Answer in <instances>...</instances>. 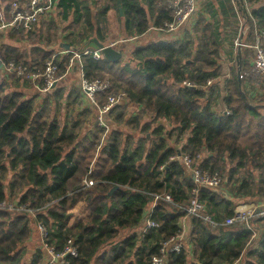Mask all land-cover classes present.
<instances>
[{
    "label": "trees",
    "instance_id": "16d2710c",
    "mask_svg": "<svg viewBox=\"0 0 264 264\" xmlns=\"http://www.w3.org/2000/svg\"><path fill=\"white\" fill-rule=\"evenodd\" d=\"M16 1L29 0H1L7 17ZM55 1L57 20L52 16L24 34L0 32L1 62L42 72L54 61L60 77L55 88L29 98L20 91L21 80L0 82V200L34 211L32 216L0 210V264H23L31 227L39 222L46 236L39 235L41 249L29 264L43 263L45 245L58 254L75 247L77 255L65 258L68 264H152L163 245L183 232L186 212L180 206L190 204L194 184L182 156L223 176V186L199 189V201L218 226L192 218L188 240L166 264H264V219L253 220L252 230L223 225L237 205L264 199V100L248 90L247 52L241 87L237 63L229 78L222 64L225 44L238 48L224 32L226 23L243 18L252 45L256 30H264V0H245L244 7L233 0H203L208 17L201 14L178 40L141 46L117 63L83 56L86 79L111 83L108 92L95 95L100 108L111 94L139 108L129 117L128 105L114 106L106 115L105 137L95 105L81 108V88L67 91L71 56H55L56 46L65 33L78 43L104 41L111 8L131 38L162 28L172 14L164 0H120L123 16L117 0L95 9L87 0ZM63 105L70 109L64 118ZM85 179L94 185L86 187ZM164 194L172 204L154 203ZM80 204L89 216L71 226V211ZM151 208L158 227L143 233ZM257 231L258 245L249 250Z\"/></svg>",
    "mask_w": 264,
    "mask_h": 264
},
{
    "label": "built area",
    "instance_id": "2783aa9c",
    "mask_svg": "<svg viewBox=\"0 0 264 264\" xmlns=\"http://www.w3.org/2000/svg\"><path fill=\"white\" fill-rule=\"evenodd\" d=\"M245 1V0H244ZM165 6L172 14V20L164 23L162 28H155L162 32L163 34H177L181 33L180 36L184 35L185 27L192 26L196 20L201 16L202 9L199 4V0H166L164 1ZM54 0H29L27 2H13L10 5L8 12V17L5 14V10L1 6L0 0V31H18L22 34L26 32L33 31L35 27L42 21L48 19L53 10L55 9ZM241 37L239 36L235 40V45L238 47L241 44ZM114 46V45H110ZM243 48L248 47L254 53L253 66L245 73L246 77L255 84L264 85V30H256L255 42L252 45H248L242 42ZM71 53V52H70ZM93 55L96 60L103 58L99 52L86 49L81 50V52H76L69 60L68 71H71L79 64L80 70V88L86 94L89 101L95 105L98 109L99 115L97 121L100 126L105 128V134L110 130V123L106 119V115L111 111L114 106L123 103L125 100L121 94H111L107 98L105 106L100 108L96 102L97 94H105L111 89V83L109 80H95L90 81L85 78L82 71V57ZM1 68H4L7 75H17L27 81H40L43 84V92L50 91L55 84L60 81L58 76L59 66L54 61H49L45 65V69L42 72L36 69H29L25 66H18L14 62L9 64H0ZM190 86V84H188ZM227 115L230 114L228 110L225 111ZM185 167L187 168L189 175L192 178L194 188L192 190V199L190 204L185 206H180L186 212V217L188 219L201 218L204 222L210 224L212 227H217L218 224L215 223L212 217L206 213L205 205L199 201V189L203 187L217 189L223 185V176L219 173H210L203 170L199 164L196 163L190 156H182ZM84 183L86 187H91L94 185L93 180L85 179ZM159 199H163L169 203H173V199L169 194H164L162 196H156V203ZM0 210H9L15 214V212H27L30 211L24 205H19L17 203H11L8 200H0ZM32 216L34 211L31 212ZM153 210L151 208L148 219L143 228V233H146L150 228H157L158 225L151 220ZM184 218V219H185ZM256 219H264V205L255 207L248 203H244L237 206L234 214L227 218L223 225L230 226L233 224H241L247 227V229L252 230V222ZM37 229L39 230L42 237L46 236V227L39 222L37 224ZM186 236V240L184 237ZM189 235H184L181 233L179 236L171 238L166 242L161 249V256L154 258L152 264H166L168 260V255L174 252H180L185 245V241L188 240ZM255 237V235H254ZM44 249V264H68L65 260L67 255L76 256V248L72 245L67 247L65 252L58 254L47 245L43 246Z\"/></svg>",
    "mask_w": 264,
    "mask_h": 264
},
{
    "label": "crops",
    "instance_id": "0c3cea01",
    "mask_svg": "<svg viewBox=\"0 0 264 264\" xmlns=\"http://www.w3.org/2000/svg\"><path fill=\"white\" fill-rule=\"evenodd\" d=\"M87 1H89L91 4H93L92 5L93 9L101 7V6H104V5H106L108 3L107 2L108 0H87ZM164 1H166V0H164ZM54 2L56 4L55 9L53 10V13L51 14V16L48 19H50L52 16L54 17L55 13H57L56 12L57 11V2L55 0H54ZM235 5H236V3H235ZM113 9H114V11H116V22H118L119 25H120L119 26V29H120L119 31L120 32L118 33V38L112 39L111 41H108L107 38H106L104 41H100V42L103 43L105 46L114 45L113 47L115 49H118L119 51H121L123 53V60H127V56L130 53H132L134 49L139 48L141 46H146V45H149V44H152V43H156V42H168V41H172V40H178L179 38L182 37V36H180L181 33L172 34V35L163 34L162 32H160L159 30H157L155 28H152L146 34L141 35V36H136V37H132V38L131 37H127L125 32L122 30V26L120 24V19L118 17L117 10L115 8H113ZM113 9H111V10L113 11ZM248 10L249 9H247V11ZM237 20L238 21L241 20V35L244 33L243 37H244V39L246 41L245 43L249 45V43L246 40V37H247V35H246V33H247L246 21L243 18H241V17H238ZM45 21H47V19L46 20H42L40 23L45 22ZM0 32H3V31H0ZM106 37H107V35H106ZM92 38H97V37H92ZM66 51H67V53L71 52L70 50H66ZM245 52H247L246 53L247 54L246 61H247V65H248L246 70H245V73H246L253 66L254 53H253V51L251 49H249L248 47H245L242 50V59L245 57V55H243V53H245ZM235 55H234V60H235V63H236L237 49H236ZM1 63H3V62L0 61V64ZM223 66H224V64H223ZM227 67H228V65H227ZM79 69H80L79 68V64H77L75 66V68L72 69L71 71L67 70V75L65 77V78H67V81H66L67 91H70L74 87L80 88V86H79L80 85V70ZM74 72H77V74H75ZM230 74H231V71L227 72L228 78H229ZM13 78H17V79L21 80L19 88H20V91H23L25 93L27 98H29L30 95L43 93V91L41 89V86H40V83H41L40 81L32 82V81H27V80H25L23 78H20L17 75H7L5 69L0 67V82H5L7 85H10L12 83V81H13ZM247 84H248V90H249L251 95L252 94H258L259 96H263L262 99L264 100V85L263 84H259V86H255V84L252 83L249 79H248ZM83 102H84V104H83L84 107H81L82 109L89 108V106L92 105V103H90V101H89V99H88V97L86 96L85 93L83 94ZM65 105H63V108H62V117L63 118L67 117L68 112H70V109H67V107ZM119 105H122V106L128 105V109L127 110H128L129 117H131L133 115H136L139 112V108L137 106H135L133 104H128L126 101H124L123 103H121ZM77 107H75V108H77ZM81 108H79V111L81 110ZM63 118L60 117L61 120ZM160 121H161V122H159L160 124L163 123L164 125H167V122H165L163 120H160ZM255 202H256V204H253V203H250V202L248 204H250L251 206L254 205L255 207L264 205V199L263 200H258V201H255ZM240 205H242V204H239L237 206H240ZM81 212L84 213V212H88V211L83 210ZM81 212H79V213L82 216ZM84 215L85 216L80 218V221H83L86 218H88V216H87L88 214L85 213ZM181 224H182V227H183V232L182 233L184 235H190L191 229H192V221H191V219H188V218L182 219ZM70 225L72 226V224H70ZM258 241H259V237H255L253 242L250 245V247H252V248H249V250L250 249L251 250L256 249L255 247L258 245ZM237 264H239V263H237Z\"/></svg>",
    "mask_w": 264,
    "mask_h": 264
},
{
    "label": "rangeland",
    "instance_id": "374dc122",
    "mask_svg": "<svg viewBox=\"0 0 264 264\" xmlns=\"http://www.w3.org/2000/svg\"><path fill=\"white\" fill-rule=\"evenodd\" d=\"M234 1L235 0H233V2ZM202 2H204V1L203 0H199V4L200 3L202 4ZM201 4H200V6H201ZM201 9H202L201 10L202 13L206 17H208V14L205 13V11H204V9H203L202 6H201ZM57 16H58V12L55 13V15H54L55 20L58 19ZM239 21L235 18V19L229 20L228 23H226L227 24L226 25L227 27H226V30H224V32H226L227 35L230 36V39L232 41H233V39L234 40L236 39V36H237L236 34L238 32V26L239 25L241 26V20H239ZM121 23H122V21H120V24ZM106 25H107V34H106L107 35V37H106L107 40L108 41H111L112 39L118 38V33L120 32L119 31L120 30L119 29V26L120 25H119L118 22H116V11H114V9H113V11L111 10L109 13H107V23H106ZM76 33H79V31H77ZM88 41L89 40L83 41L81 43H78L77 36H74L73 37V36H70L67 33H65L64 36L62 37V39L60 40L59 45L56 46V54H55V56L64 57V56L70 55L72 57L73 54H75L76 52H80L83 49L84 44L86 42H88ZM70 42H72L74 44V46H72V48L70 49L71 53H67V51L64 49L63 46L64 45H71ZM232 52H234V55H235L236 50H231V48L229 47V45L226 43L225 44V51L222 52V63L224 64L225 72L231 71L230 69L234 68L235 65H236L235 64V61L230 57ZM227 65H228V67H227ZM58 83H60V81H58ZM58 83H57V85H58ZM90 118H92V117H90ZM111 124H112V122H111ZM166 128L168 129V125H166ZM81 211H83L82 204L78 205L74 210L71 211L70 224H72V226H75L76 224H78V222L80 221V218L83 217V216H85L84 215L85 213L88 214L87 216H89V212L82 213ZM85 211H87V210H85ZM79 212L82 213V216L80 215ZM36 226L37 225L34 223L33 226L31 227L32 228L31 229L32 230V234L29 237V240L25 243L27 250H26V255H25L24 259H23V264H29V262L31 260V257L35 254V251L37 249H41L42 244H41L40 237H39V235H41V234L39 233V231L36 228ZM255 227H256V225H255ZM258 229H260V228L258 227ZM255 237H259L258 231L255 233ZM184 240H186V236L184 237ZM185 243H186V241H185ZM42 264H44V263H42Z\"/></svg>",
    "mask_w": 264,
    "mask_h": 264
},
{
    "label": "water",
    "instance_id": "95a60500",
    "mask_svg": "<svg viewBox=\"0 0 264 264\" xmlns=\"http://www.w3.org/2000/svg\"><path fill=\"white\" fill-rule=\"evenodd\" d=\"M237 6H239L240 4H242V7H244V0H235ZM117 7H118V11L120 16H123V9H122V4L120 0H117ZM245 13H247V9L244 10ZM244 33L240 36L241 37V44L238 46L237 48V59H236V63H237V78H238V82H239V86H242L243 83V77H242V50H243V46H242V42L244 40ZM65 50H70L71 46L70 45H64L63 46ZM86 49H91L94 51L99 52V54H101L103 56V58H105L106 60L110 61V62H120L123 59V53L121 51H119L118 49H115L112 46H105L103 43H101L97 38H93L90 39L88 42H86L83 46L82 50H86ZM57 84H55L53 86V88L56 87ZM52 88V89H53ZM117 188H115L114 190H116ZM113 190V191H114Z\"/></svg>",
    "mask_w": 264,
    "mask_h": 264
}]
</instances>
